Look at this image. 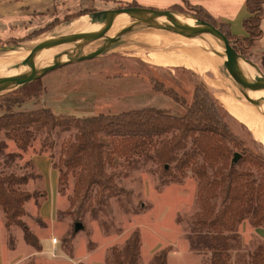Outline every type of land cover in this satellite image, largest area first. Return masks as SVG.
<instances>
[{
  "label": "rangeland",
  "instance_id": "rangeland-1",
  "mask_svg": "<svg viewBox=\"0 0 264 264\" xmlns=\"http://www.w3.org/2000/svg\"><path fill=\"white\" fill-rule=\"evenodd\" d=\"M123 4L128 3L108 0H68L58 6L50 7L48 14L45 13L47 16L35 11L32 15L36 18V22L32 31L24 37L0 39V47L6 44H25L32 39V42L42 40L49 32L52 34L54 30L62 27L70 14H76L75 17L80 16L77 14L85 6L100 10L113 9ZM176 11L196 16L195 10L189 6ZM217 25L219 27V23ZM177 35L180 37V43H184L181 45L192 47L182 35ZM13 39L19 42L10 43L9 41ZM196 41L198 39L191 40L190 43ZM72 44H65L64 49L72 47ZM240 44L245 49L243 54L258 63L264 72V59L258 43L252 49L256 40L251 47L248 42L240 41ZM105 45L107 52L93 59L62 66L30 84L18 85L1 92L0 114L8 110L24 111L49 107L58 114L87 116L98 113L118 114L132 109L151 107L182 116L186 111L185 107L173 98L170 91L173 89L188 103L193 99L195 87L202 85L219 101L223 116L231 131L240 139V143L248 146L254 153L264 155V139L259 136L258 130L246 126L234 112L224 106L218 97V93L230 94L234 88L242 95L241 98L236 97L244 101L245 81L239 73V84L234 86L228 80L233 72L223 63L221 73L218 72L217 76L208 73L213 78L218 77L223 85H212L195 72L190 63L183 66L159 63L156 61V56L150 54L149 49L136 44L134 45L137 49L125 48L124 45L111 47L110 42ZM94 48L96 46H92L90 50ZM138 49H144L143 51L146 52L139 53ZM77 54L83 52L79 51ZM21 98L25 100L11 103ZM182 109L184 112L179 115V110ZM75 133V130L52 131V137L48 140L49 149L43 153L51 157L53 166L61 165L60 157L66 145L75 138ZM172 135L168 133L167 137L161 136L159 141L164 142ZM44 136L45 133L38 134L32 147L16 157L10 156L11 153L18 154V149L12 140L6 139L7 146L0 143V173H29L33 169L30 166V156L39 151ZM3 137L1 136V139ZM188 146L190 147L191 144ZM228 147L232 152H241L231 143H228ZM38 155L39 158H36L40 160L38 169L48 177L49 182L46 184L49 197L44 200L41 208L44 214L50 216L51 219L48 220L50 225L45 221V225L41 224L43 218L38 212L34 199L25 204L28 213L22 219L39 237L44 248L25 259L23 256L29 252V249H34L25 241L21 226H13L11 231H8L4 223L5 215L0 207V264H110L107 262V256L111 247L116 245L121 248L134 230H139L142 238L140 264H147L156 251L167 246L170 247L168 264H210V254L193 249L190 243L200 206L197 195L199 180L194 176L191 167L185 169L183 173L182 170L175 169V161L170 162L171 174L163 171L162 162L153 152V156H133L131 159L116 154L113 156L114 163L107 169L114 184L113 191L111 193L107 191V200L98 199L99 195H96L94 190L92 198L86 201L83 208L78 207L80 199L77 198L73 206L69 205L67 209L58 212L62 201L58 197L56 178L52 180L47 156ZM228 159L232 161V153L225 160V166L229 162ZM244 164H248L247 169L253 168L247 162ZM244 164H241V167ZM209 174L210 177L214 176L212 168L209 169ZM75 182L76 176L69 174L67 191L62 194L66 195L68 200L70 196L75 195ZM20 188L28 191L45 189L44 181L40 176L31 178L29 183L21 185ZM218 199L219 205L220 198ZM76 222L82 224V228L78 231L75 230ZM15 227L18 229V237L14 233ZM238 230L243 247L238 251L235 249L231 260L233 264H245L246 260H243L242 255L247 256L248 249L255 248L264 240V233L263 229L254 226L249 218L240 224ZM10 232L13 245L9 241ZM52 236L58 237L56 245L51 241Z\"/></svg>",
  "mask_w": 264,
  "mask_h": 264
},
{
  "label": "trees",
  "instance_id": "trees-1",
  "mask_svg": "<svg viewBox=\"0 0 264 264\" xmlns=\"http://www.w3.org/2000/svg\"><path fill=\"white\" fill-rule=\"evenodd\" d=\"M129 6H140L133 1ZM249 16L244 20L248 33L246 37L232 36L226 24L219 23L203 7L188 4L195 15L220 29L231 40H235L242 48L240 41L253 46L255 40L262 35L261 20L264 16V0H246ZM184 6L175 5L172 9ZM82 9L77 15L88 12ZM70 14L67 19L75 17ZM19 42L13 39L9 41ZM173 98L185 107L182 116L170 112L145 107L132 109L118 114L98 113L95 115L77 116L74 114H58L49 107L14 111L8 110L0 114V143L7 146L12 140L18 154L27 152L40 133L46 136L41 140L38 152L49 149L48 140L52 131L75 130V138L70 141L60 157L61 165L55 164L59 170L58 191L65 194L69 183V174L76 176L75 195L69 197L70 207L75 199H80L79 208L93 196L94 190L98 199L107 200V191L114 189L112 176L108 167L114 163V155L154 156L162 162L163 171L171 173L170 162L175 161V169L191 167L194 176L199 180V211L191 232V247L210 254V264H233L232 254L243 247L242 237L238 230L240 224L249 218L257 227L264 228V155L254 153L248 146L241 144L240 139L231 131L226 122L219 101L202 85L194 89L193 99L188 102L172 89ZM25 99L11 103L23 102ZM172 133L168 140L159 141L161 136ZM1 136H4L1 139ZM231 143L241 154L240 162L233 163L228 159L235 152L228 147ZM188 144H191L189 147ZM239 145V146H238ZM189 147V148H188ZM11 159V158H10ZM199 159V160H198ZM238 160V161H239ZM249 163L253 168L247 169ZM241 164H244L241 167ZM33 168L29 173H0V207L5 215V226L11 231L13 226H21L25 241L35 251H42L43 245L39 237L22 219L28 212L25 204L34 199L40 207L47 196L46 189L28 191L20 186L29 183L31 178L40 176ZM245 167V168H244ZM212 168L214 176L210 177ZM220 198V204L218 201ZM41 224L45 225L43 219ZM9 241L13 245L10 232ZM142 238L139 230H134L120 248L111 247L107 256L110 264H140ZM170 247L156 251L147 264H168ZM245 264H264V240L254 249L242 255Z\"/></svg>",
  "mask_w": 264,
  "mask_h": 264
},
{
  "label": "water",
  "instance_id": "water-1",
  "mask_svg": "<svg viewBox=\"0 0 264 264\" xmlns=\"http://www.w3.org/2000/svg\"><path fill=\"white\" fill-rule=\"evenodd\" d=\"M125 15H129L136 19L141 17H150L153 19V22L148 26L149 28L147 27L143 30L142 33L144 36L155 34L164 30H170L182 35L186 39L187 43L193 48L208 55L224 54L225 66L234 74L239 73L245 81L244 101L256 109L264 118V107L260 105V99L256 94L257 78L264 83V72L257 65V63L248 59L241 51H238L235 47V40L229 39L219 27L191 14H181L172 9L126 6L122 8L90 12L68 20L62 27L54 30L45 45L33 47L34 49H40L43 51H54L51 59L47 61V64L36 67L32 64L19 63L2 70L0 72V89L10 84L25 86L62 66L84 60H90L104 52H107V45H105L103 48L101 47L96 51L78 55V49L88 37H96L105 44L110 42L111 47L140 42L142 38L127 37L120 33L114 35L109 34L114 26ZM183 18H191L195 21V24L189 25L183 20ZM83 19L89 21H104L106 25L90 30L84 29L82 26L75 25L78 21ZM157 22H160L161 24L157 25ZM202 37L212 38L215 40V45L212 47H205L201 44H197V41L195 43H190L191 40H200ZM68 43H73L72 47L64 49V45H67ZM25 46L26 45L24 43L6 44L0 47V51L17 50ZM29 48L31 47H28V49ZM13 70H16L17 72L9 75L8 73ZM240 157L241 154L239 152H235L232 162L237 163ZM81 228L82 224L80 222H76L75 230L78 231Z\"/></svg>",
  "mask_w": 264,
  "mask_h": 264
},
{
  "label": "bare ground",
  "instance_id": "bare-ground-1",
  "mask_svg": "<svg viewBox=\"0 0 264 264\" xmlns=\"http://www.w3.org/2000/svg\"><path fill=\"white\" fill-rule=\"evenodd\" d=\"M183 20L189 25H194L195 21L191 18H183ZM153 19L150 17H141L139 19L132 18L129 15H125L109 32V34H123L127 37L142 38L140 42L135 43L136 45L144 46L150 50V54L156 56V61L162 64H173V65H184L190 63L194 71L202 75L201 77L208 84L223 85L222 81L217 78H213L208 73H214L216 76L221 73L222 65L225 62V55H208L198 49H193L187 45H181L180 37L173 31L164 30L161 33H155L144 36L142 33L151 23ZM157 22V25H160ZM75 25L82 26L84 29H97L101 26H105L104 21L98 20H80ZM51 37V32L42 40L33 41L30 40L25 43V47L17 50L0 51V72L4 69L10 68L15 64L26 63L32 64L36 67L47 64L54 53V51H43L40 49H34L35 46L45 45ZM205 47H212L215 44V40L209 37H202L201 40L196 42ZM164 44V45H162ZM105 43L96 37H88L83 44H81L79 51L83 54L93 52L94 49H100ZM162 45V46H161ZM92 46H96L93 50H90ZM125 48L137 49L134 44L124 45ZM28 47H31L28 49ZM62 48V47H61ZM64 48V47H63ZM162 48V50L160 49ZM144 49H138L137 51H143ZM189 68V67H187ZM189 68V69H192ZM192 69V70H193ZM16 70L9 72L8 74L16 73ZM230 83L234 86L239 84V75L233 73L230 75ZM203 82V81H202ZM17 87L15 84L2 87L0 92L10 90ZM227 90V89H226ZM237 89H232V93H218L219 99L223 102L224 106L246 124V126L258 130L259 136L264 139V118L261 114L247 104L243 99H238L236 96L241 98L242 95ZM257 97L260 99V105L264 107V83L257 80ZM263 130V131H262Z\"/></svg>",
  "mask_w": 264,
  "mask_h": 264
},
{
  "label": "crops",
  "instance_id": "crops-1",
  "mask_svg": "<svg viewBox=\"0 0 264 264\" xmlns=\"http://www.w3.org/2000/svg\"><path fill=\"white\" fill-rule=\"evenodd\" d=\"M66 1L68 0H0V39H7L11 37H16V38L24 37L26 34L32 31V27L35 25L36 18H33L32 15L33 12L36 11L37 13L47 16L50 7L58 6L59 4H62ZM96 1H102V0H96ZM108 1L127 2V3L135 1L140 6H148L157 9H170L175 5L186 6L187 3L192 5H198L203 7L219 23L226 24L232 36L246 37L248 35L244 27V20L250 15L247 9L246 0H108ZM46 12L47 14L45 15ZM33 19H34V23H33ZM261 29H262V35L256 40V44L253 46L252 49H254L258 43L259 47L261 48L259 49V51L261 52L262 58L264 59V16L261 20ZM261 70L263 71L262 68ZM183 112H184L183 109L179 110L178 114L182 115ZM38 154L46 155L45 153L34 152L31 154L30 158L34 162L35 168L41 174V178L44 181V188L47 191V196L44 200H47L49 196H48V189L46 187V184H48L49 182H48V177L44 176L42 172H40V170L38 169V164H40V160L36 159L39 158ZM46 156L48 161L50 162L52 180L54 179V177L56 178V182H57L56 189L58 190L59 170L52 165L51 157H49L48 155ZM58 197L62 201V205H60L59 206L60 208H58V212H60L67 209L70 203L67 196L62 195L59 191H58ZM41 206L38 207V212L40 213L43 220L48 225H50L48 220H50L51 218L49 215L44 214ZM54 226L56 227L55 224ZM16 228L17 227L14 228L15 229L14 233L17 236L18 229ZM257 228L259 229L262 228L263 229L262 232L264 233L263 227H257ZM6 234H7V230H6ZM37 252L39 251H35V249L34 250L29 249V252H27L23 257L25 259L29 258L31 255H34Z\"/></svg>",
  "mask_w": 264,
  "mask_h": 264
},
{
  "label": "flooded vegetation",
  "instance_id": "flooded-vegetation-1",
  "mask_svg": "<svg viewBox=\"0 0 264 264\" xmlns=\"http://www.w3.org/2000/svg\"><path fill=\"white\" fill-rule=\"evenodd\" d=\"M126 6H129V5H128V4H125V5L123 4V5L117 6L116 8H122V7H126ZM84 9H89V11L86 12V13L99 11V9H94V8L89 7V6H85ZM170 9H172V8H170ZM100 10H107V9H100ZM172 10H175V9H172ZM86 13H83V14H86ZM81 15H82V14H81ZM73 18H75V17H72V18H70V19H66V21L71 20V19H73ZM219 28H220V27H219ZM235 47H236V49H237L238 51H241V52H242V50L240 49V45H239V43H237L236 41H235ZM242 53H243V52H242Z\"/></svg>",
  "mask_w": 264,
  "mask_h": 264
},
{
  "label": "built area",
  "instance_id": "built-area-1",
  "mask_svg": "<svg viewBox=\"0 0 264 264\" xmlns=\"http://www.w3.org/2000/svg\"><path fill=\"white\" fill-rule=\"evenodd\" d=\"M51 241H52V243H53L54 245H56V244L58 243V237H56V236H52V237H51Z\"/></svg>",
  "mask_w": 264,
  "mask_h": 264
}]
</instances>
